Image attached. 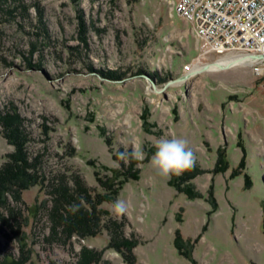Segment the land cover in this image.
<instances>
[{"label": "rangeland", "instance_id": "374dc122", "mask_svg": "<svg viewBox=\"0 0 264 264\" xmlns=\"http://www.w3.org/2000/svg\"><path fill=\"white\" fill-rule=\"evenodd\" d=\"M174 1L0 0V168L11 140L40 157L38 181L5 194L0 264H128L109 220L134 264H264V60L256 73L234 53L202 56ZM223 58L237 67L191 74ZM172 137L196 164L165 180L150 160ZM136 149L143 160L118 158ZM130 165L138 178L110 195L101 181ZM75 178L107 200L96 234L68 238L50 184Z\"/></svg>", "mask_w": 264, "mask_h": 264}, {"label": "trees", "instance_id": "16d2710c", "mask_svg": "<svg viewBox=\"0 0 264 264\" xmlns=\"http://www.w3.org/2000/svg\"><path fill=\"white\" fill-rule=\"evenodd\" d=\"M11 143L17 149L16 152L10 156L11 164L0 168V208L3 210L6 207L5 194L10 192L11 187H15L18 184V189H26L32 183L38 181L36 168L40 163V157L36 156L30 161L29 155L19 148L20 141L18 143L11 140ZM114 175L116 178H121L116 181V184L110 185L111 183L107 180H98L99 182L101 181L102 185H104V188L108 190L110 195H115L121 185L128 179H137L138 170H134L130 165L127 169L125 167L119 172L114 171ZM174 183L175 181L173 180V186L178 189L180 183ZM50 187L51 200L53 202V206L51 207L53 209L51 210V213L53 214V219H51L53 230L56 231L58 228L61 229L68 238L73 234L82 237L88 234H96L101 216L104 212L98 207L102 202L107 200L106 194H97L93 197L88 190L82 186L78 178H75L73 188H69L62 179L50 184ZM11 194L13 196V192ZM81 198L83 199V204L81 205L80 210L73 214L69 210V206L80 204ZM105 227L110 234L108 243L109 247L124 255L128 264H134V258L130 253L131 247L128 240L122 236L121 225L115 220H109L108 225H105ZM175 245L176 248H178V244L175 243ZM87 260L89 263H93L90 259L87 258ZM21 263L22 261L19 262V264ZM11 264L14 263L11 261Z\"/></svg>", "mask_w": 264, "mask_h": 264}, {"label": "built area", "instance_id": "2783aa9c", "mask_svg": "<svg viewBox=\"0 0 264 264\" xmlns=\"http://www.w3.org/2000/svg\"><path fill=\"white\" fill-rule=\"evenodd\" d=\"M173 11L191 23L200 54H236L258 73L264 60V0H175ZM254 56L261 60L250 59Z\"/></svg>", "mask_w": 264, "mask_h": 264}, {"label": "clouds", "instance_id": "9594fccd", "mask_svg": "<svg viewBox=\"0 0 264 264\" xmlns=\"http://www.w3.org/2000/svg\"><path fill=\"white\" fill-rule=\"evenodd\" d=\"M156 151L151 157L150 163L156 173L165 180L173 176H180L183 172L192 169L196 164L194 152L188 148L187 142L178 137L162 138L155 145ZM129 155L132 159L143 160L145 153L142 149H136L131 152H119L118 158L127 162ZM83 204L81 198L80 204L69 206V210L74 214L80 210ZM128 206L122 199H117L112 205V211L120 216L127 213Z\"/></svg>", "mask_w": 264, "mask_h": 264}, {"label": "bare ground", "instance_id": "6f19581e", "mask_svg": "<svg viewBox=\"0 0 264 264\" xmlns=\"http://www.w3.org/2000/svg\"><path fill=\"white\" fill-rule=\"evenodd\" d=\"M80 17V16H79ZM85 27V26H84ZM78 53V52H77ZM255 57V56H254ZM250 58V59H257V58ZM260 57V56H259ZM242 59V58H241ZM240 60V59H239ZM257 60H261V58L257 59ZM248 61L247 58H243L241 61L237 62V63H241V62H246ZM249 62V61H248ZM260 62V61H259ZM201 65L200 66H195L192 68V70H195V69H201ZM236 64L231 61H228L227 58H223L219 61H216L214 63H209L208 66H207V70L205 71H218V70H225V69H232V68H236ZM91 69V68H90ZM99 72V71H98ZM200 72V71H199ZM190 73V72H189ZM111 74V73H110ZM103 75V74H102Z\"/></svg>", "mask_w": 264, "mask_h": 264}, {"label": "water", "instance_id": "95a60500", "mask_svg": "<svg viewBox=\"0 0 264 264\" xmlns=\"http://www.w3.org/2000/svg\"><path fill=\"white\" fill-rule=\"evenodd\" d=\"M254 58L259 59V58H263V57H261V56H260V57H259V56H255ZM207 66H208V65H204V66L201 67V69H198V70H197V69L192 70V71H191V74H197L199 71H205L206 68H207Z\"/></svg>", "mask_w": 264, "mask_h": 264}]
</instances>
